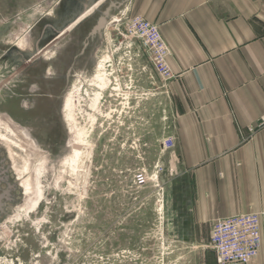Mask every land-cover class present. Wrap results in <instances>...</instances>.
<instances>
[{
	"label": "rangeland",
	"instance_id": "rangeland-1",
	"mask_svg": "<svg viewBox=\"0 0 264 264\" xmlns=\"http://www.w3.org/2000/svg\"><path fill=\"white\" fill-rule=\"evenodd\" d=\"M53 1L0 0V118L26 130L40 148L20 174L25 201L14 170L26 163L23 153L16 151L12 163L0 144V264H205L203 250L173 236L162 143L175 111L167 82L126 29L129 15L105 28L103 42L75 62L67 84L49 90L43 86L51 82L43 79L49 64L34 60L70 28L68 17L36 25V53L22 54L20 46L31 50L32 24ZM62 56L50 64L63 67ZM99 62L104 86H88ZM34 85L41 90L31 91ZM71 90L74 139L60 117ZM25 100H32L30 111L21 108Z\"/></svg>",
	"mask_w": 264,
	"mask_h": 264
},
{
	"label": "crops",
	"instance_id": "crops-1",
	"mask_svg": "<svg viewBox=\"0 0 264 264\" xmlns=\"http://www.w3.org/2000/svg\"><path fill=\"white\" fill-rule=\"evenodd\" d=\"M126 14L156 24L170 50L173 236L216 264L213 223L257 213L261 248L248 264H264V127L246 130L264 115V0H130Z\"/></svg>",
	"mask_w": 264,
	"mask_h": 264
},
{
	"label": "water",
	"instance_id": "water-1",
	"mask_svg": "<svg viewBox=\"0 0 264 264\" xmlns=\"http://www.w3.org/2000/svg\"><path fill=\"white\" fill-rule=\"evenodd\" d=\"M98 2H100V0H54L49 6L51 10L47 11L32 24V28L28 34V44H30L31 50L26 48L22 51L18 50L22 54H34L39 50L36 41L34 42L32 40L31 32L43 18L52 22V20L58 21L61 15V17L65 16L64 18L68 17L67 20L71 23L70 28L63 33V37L61 36L53 45L48 47L47 52H44V54L40 53L34 60L35 62L41 59L49 64L48 70L43 75L44 80L51 81L43 83V86H46L49 90H55L58 86V82L68 83V78L73 76L72 73L75 71V67H77L76 63L81 61L88 47L96 46L94 49L97 50L98 46L104 40L105 28L108 25L121 22L126 16V6L130 0H103L100 3ZM75 6H79L80 10L77 11ZM74 47H78L76 52L73 50ZM59 52L65 55L64 57L62 56L63 58H60L64 63V68L62 66L59 68L50 64L53 60H58ZM46 54H52V58L46 59ZM62 70L65 72L62 73ZM40 87L35 85L31 86V91L41 90ZM31 105V100H25L21 108L30 111ZM25 106L28 108L26 109ZM5 115L9 116L14 121L13 117L9 114ZM61 118L62 121L65 122L63 116H61ZM66 142H68V140Z\"/></svg>",
	"mask_w": 264,
	"mask_h": 264
},
{
	"label": "built area",
	"instance_id": "built-area-1",
	"mask_svg": "<svg viewBox=\"0 0 264 264\" xmlns=\"http://www.w3.org/2000/svg\"><path fill=\"white\" fill-rule=\"evenodd\" d=\"M126 29L141 40L147 49L155 74L163 81L174 78L168 65L170 50L159 27L140 16L129 15ZM264 127V115L247 127L249 135ZM165 150L174 147L173 137L162 143ZM208 247L213 251L216 264H248L253 261L261 248L259 214L249 213L232 216L213 223Z\"/></svg>",
	"mask_w": 264,
	"mask_h": 264
},
{
	"label": "bare ground",
	"instance_id": "bare-ground-1",
	"mask_svg": "<svg viewBox=\"0 0 264 264\" xmlns=\"http://www.w3.org/2000/svg\"><path fill=\"white\" fill-rule=\"evenodd\" d=\"M20 48H22L24 50L25 46H23V47L20 46ZM46 57H47L46 59H51L52 54H47ZM107 58L109 59V57H107ZM101 68H102V63L99 62L98 66H97V71L94 73L91 80L88 81V86H96L97 88H102L104 86L103 74H100V73H102ZM81 84H82V82H81ZM75 89H76L75 86H74V88L72 87L73 91ZM72 90L69 92L68 95H66V97L64 96L65 98H64V101L62 103V105H63L62 116L64 118L65 123L68 124L72 139H74L73 134H74V137H77L78 133L74 130L75 122H74V117L72 115V111L71 112L69 111V108H71L70 105L74 102L73 100L76 97V95L74 96L72 94L73 93ZM94 96H95V94L92 97L94 98ZM0 127H2V129H3L0 132V144L3 147H5V150H6V153L8 155L9 160L12 163H15L16 162L15 152L20 151L21 153H23L24 160L22 159V161L26 162V163L23 164V166L21 168L14 166V170L16 171L17 177H18V179L17 178L16 179L19 180V182H20L19 187L23 188V190H24L23 195H24V198H26L25 199V201H26L27 197H28V186L26 183H22L23 180L21 181L20 174L22 171L26 170V168H28V170L30 169L31 164L34 162L32 160H33V158L37 157V155L39 154L40 148L36 147L35 142L26 133V130L22 129L21 127L15 125V124H13L8 119L0 118ZM12 168H13V166H12ZM40 172H41L40 169L36 170L35 175L40 174Z\"/></svg>",
	"mask_w": 264,
	"mask_h": 264
},
{
	"label": "flooded vegetation",
	"instance_id": "flooded-vegetation-1",
	"mask_svg": "<svg viewBox=\"0 0 264 264\" xmlns=\"http://www.w3.org/2000/svg\"><path fill=\"white\" fill-rule=\"evenodd\" d=\"M63 103V102H62ZM31 104H32V100H31ZM42 105L43 104H41V106L39 105L38 107H37V109L38 108H41L42 107ZM32 107L34 108V106H31V109H32ZM61 107H62V105H61ZM61 107H60V117L62 116V114H61ZM32 138V137H31ZM33 140H34V138H32ZM34 142H36L35 140H34Z\"/></svg>",
	"mask_w": 264,
	"mask_h": 264
}]
</instances>
